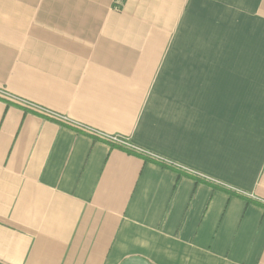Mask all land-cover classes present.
Listing matches in <instances>:
<instances>
[{
    "label": "crops",
    "instance_id": "0c3cea01",
    "mask_svg": "<svg viewBox=\"0 0 264 264\" xmlns=\"http://www.w3.org/2000/svg\"><path fill=\"white\" fill-rule=\"evenodd\" d=\"M1 88L232 193L0 94V264H264V0H0Z\"/></svg>",
    "mask_w": 264,
    "mask_h": 264
},
{
    "label": "built area",
    "instance_id": "2783aa9c",
    "mask_svg": "<svg viewBox=\"0 0 264 264\" xmlns=\"http://www.w3.org/2000/svg\"><path fill=\"white\" fill-rule=\"evenodd\" d=\"M0 94L3 96L15 99L16 101H18L20 103L21 106L28 108V109L36 112V113L42 114V115L46 116L47 118H51L57 122H61L64 125L71 126V127L75 128L76 130H78L80 132H84V133L89 134V135H92L95 138H99V139L107 142L111 146L119 147V148H122L124 150L134 151L136 153H140L143 155H147V156L154 158L156 160H164L163 158H160V157H158L152 153H149V152L145 151L144 149L132 144L124 136L117 135V134H108V133L102 132L100 130H96L90 126L84 125L82 123L75 122V121L71 120L70 118L66 117L64 114H60L58 112H54L52 110L43 108L39 104L32 102L30 100L16 97L12 94H9L8 92H6L2 88L0 89ZM165 161L171 162L168 160H165ZM173 164L178 166V167H181L175 163H173ZM181 168L184 169L183 167H181ZM184 170L191 171V170H187L186 168Z\"/></svg>",
    "mask_w": 264,
    "mask_h": 264
},
{
    "label": "trees",
    "instance_id": "16d2710c",
    "mask_svg": "<svg viewBox=\"0 0 264 264\" xmlns=\"http://www.w3.org/2000/svg\"><path fill=\"white\" fill-rule=\"evenodd\" d=\"M126 151L129 152V153H133V154H136V155H138V156H141V157H143L145 160H148V161H151V162H155V163L160 164V165H162V166L169 167V168H171V169H173V170H176V171H178V172H180V173L191 175V176H193L195 179H198V180H201V181L207 182V183L213 185L214 187H219V188H222L223 190H227V191H229V192L232 191V190L230 191L228 188H227V189L224 188L223 186H222V187H221V186H218L217 184H215V183H213V182H209V181L206 180L205 178L200 177V176H197L196 174H190V173H188L186 170L182 169L181 167H178V166L174 165L172 162H167V161H165V160H156V159L151 158V157H149V156H147V155H143V154H140V153H136V152H134V151H130V150H126ZM231 193H232V192H231ZM233 193H235L237 196L247 198V200L250 199L248 196H246L245 194H243V193H241V192H234V191H233ZM250 200H251V201H254V202H258L257 200H253V199H250ZM261 204H264V203L262 202Z\"/></svg>",
    "mask_w": 264,
    "mask_h": 264
},
{
    "label": "rangeland",
    "instance_id": "374dc122",
    "mask_svg": "<svg viewBox=\"0 0 264 264\" xmlns=\"http://www.w3.org/2000/svg\"><path fill=\"white\" fill-rule=\"evenodd\" d=\"M165 160V159H164Z\"/></svg>",
    "mask_w": 264,
    "mask_h": 264
}]
</instances>
